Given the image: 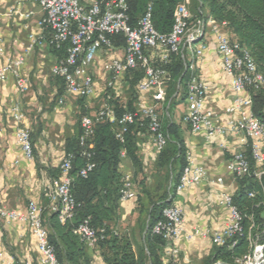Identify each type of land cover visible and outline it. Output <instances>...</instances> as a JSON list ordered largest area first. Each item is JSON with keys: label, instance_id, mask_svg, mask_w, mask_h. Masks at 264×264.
Returning <instances> with one entry per match:
<instances>
[{"label": "built area", "instance_id": "1", "mask_svg": "<svg viewBox=\"0 0 264 264\" xmlns=\"http://www.w3.org/2000/svg\"><path fill=\"white\" fill-rule=\"evenodd\" d=\"M24 1H34L42 10L43 16L38 22L39 32L29 35L28 43L19 56L9 58L4 63H1V59L5 50L0 45V82L13 77L20 94L26 93L30 87L29 79L21 74V68L36 48H66L65 56L57 59L52 66L51 75L62 82L65 93L81 98H89L94 94V81L89 74V68L96 55L102 51L113 50L114 42L118 39L124 40L123 57L103 65L104 71L110 77L107 88L112 89L114 80L123 74L137 69L144 72L137 88L139 92L151 97L139 110L118 116L114 108L106 104L94 115L81 118L80 146L86 161L80 171L81 177L86 178L95 168L92 161L93 145L89 141L98 123L106 122L113 126L116 137L121 142L124 141L129 127L138 123L151 134L157 153L165 148L168 136L163 131L162 120L163 116L168 114L166 100L172 82L166 66L170 64L172 56L181 60L188 75L184 91L186 112L182 121L192 133H205L209 140L227 132L242 134L250 144L252 160L257 169L256 177L260 179L264 174V125L252 113L250 92L251 89L256 90L264 86V76L258 72L249 52L221 31L219 24L211 19L204 20L202 16L192 15V0H181L177 5L173 26L168 34H160L154 28L152 3L147 5L143 14L133 24L128 0H95L89 6L82 5L79 0H18L17 5ZM208 28H211L215 36L223 71L231 79L233 100L228 113L236 115V119L229 121L226 128L219 125L218 114L205 108L209 87L198 74V61L207 48L203 40ZM153 54L158 57V64L152 60ZM107 100H111V95H107ZM62 103L60 100L59 104ZM159 105L162 106L161 111ZM12 117L18 124L17 143L25 158L32 160L31 134L29 129L21 125L25 114L19 104L13 106ZM121 157L125 158L124 152ZM187 161L175 194H181L189 187L208 181L206 170L195 164L189 154ZM71 166L72 156L66 155L60 165V178L52 180L48 186L50 207L59 212L62 223L73 217L77 206L70 193ZM227 170L236 179L250 173L251 165L244 152H238L232 157L227 164ZM122 182L121 202L133 200L136 193L132 177L124 175ZM210 184L222 185V182L210 180ZM220 205L228 211V222L224 228L212 233L198 229L188 233L185 231L184 213L181 208L172 204L163 210L162 219L152 228V233L165 241L172 257L163 264H178L175 259L178 250L173 244L183 236L186 241L197 237L209 238L216 247H222L236 236L242 235L243 216L234 205L233 196L223 194ZM42 210V207L36 204H30L25 210L19 211L7 210L0 206V218L8 224L18 221L28 225L37 242L39 264H59L55 250L49 243L48 231L43 225ZM74 233L87 248L93 249L97 247L103 231L97 232L91 227L89 220H85ZM234 264H264V244H255L250 255L236 260Z\"/></svg>", "mask_w": 264, "mask_h": 264}, {"label": "crops", "instance_id": "2", "mask_svg": "<svg viewBox=\"0 0 264 264\" xmlns=\"http://www.w3.org/2000/svg\"><path fill=\"white\" fill-rule=\"evenodd\" d=\"M89 6L95 0H79ZM0 0V45L5 50L1 63L9 58L19 56L28 43L31 33H38V22L43 13L34 1ZM204 13L207 14L205 10ZM28 15V17H27ZM221 31L229 35L225 25ZM207 48L197 64L198 74L209 87L205 108L219 115V125L227 127L236 115L228 113L232 105L233 94L231 79L222 67L217 52L215 36L211 28L204 36ZM123 48L99 52L89 68L94 81V94L89 98H81L65 93L58 78L51 75V68L57 61L56 55L48 47L36 48L28 56L21 74L29 79V90L20 94L15 80L9 77L0 82V206L7 210H25L30 204L42 208L48 204V186L52 180L59 179L60 165L66 156V142L79 131L80 115H94L104 105L127 110L131 105L134 111L139 110L149 94L138 91V84L131 90L128 73L114 80L112 89L107 88L110 80L103 65L110 60L123 57ZM152 60L158 64L156 54ZM131 90V97L121 99L120 90ZM48 96L44 97V93ZM111 100H107V95ZM175 105L163 116V124L167 122L180 127L181 137L188 154L195 164L207 172L208 181L198 186L189 187L181 194H175L172 204L181 208L184 213L185 231L193 229L208 233L220 230L228 222V211L220 205L223 194L232 196L238 189L237 179L227 170V164L238 152H245L249 141L242 134L227 132L209 140L205 133L194 134L182 121L186 112L184 90H179ZM62 100L63 103L59 104ZM19 104L25 114L22 126L29 129L32 139L33 159L25 158L16 140L18 124L13 120L12 108ZM159 111L162 106L159 105ZM162 113V112H161ZM137 155L142 163V171L136 170L128 158L120 164L123 175L134 179L141 177L135 185L136 197L133 200L120 202L116 230L125 235L139 252L143 246L141 204L145 203L142 194L143 184L146 189L157 187L164 182L166 172L159 167V153L156 152L153 138L148 131L136 135ZM54 177L53 175H56ZM210 180L222 182L212 185ZM111 225V223H110ZM173 246L178 250V264H207L213 257L216 246L209 238L200 237L186 241L184 236ZM160 264L172 259L166 245L157 251ZM89 264H106L100 255L99 247L87 248ZM40 253L37 242L25 223L13 221L8 224L0 218V264H39Z\"/></svg>", "mask_w": 264, "mask_h": 264}, {"label": "trees", "instance_id": "3", "mask_svg": "<svg viewBox=\"0 0 264 264\" xmlns=\"http://www.w3.org/2000/svg\"><path fill=\"white\" fill-rule=\"evenodd\" d=\"M180 1L128 0L131 21L135 24L147 5L152 3L154 28L160 34H168L172 29L174 12ZM205 10L207 14L204 13ZM190 11L194 17L202 16L204 20L211 19L219 25H225L229 32L227 35L249 52L258 72L264 76V0H192ZM124 45L122 39L114 42L116 48H124ZM51 51L57 59L63 58L66 54V48ZM166 69L172 78L166 100L167 112L170 113L175 105L174 95L179 89L185 91L188 75L181 60L176 56L171 57ZM128 74L133 91L143 79L144 72L137 69ZM62 87L64 89L63 84ZM250 92L252 113L264 125V86L256 90L251 89ZM113 108L118 116L134 112L131 105L127 110ZM86 115V111H83L79 118ZM162 126L168 141L159 153V167L165 172L168 169L170 176L168 178L166 173L164 182L152 189H146L143 184L142 194L145 203L140 205V213L145 217L141 221L144 239L139 252L133 249L132 242L119 233L115 226L118 221L124 177L120 170L123 160L121 154L124 152L125 158L131 161L136 170L142 171V163L137 155L136 135L146 131V128L138 123L130 126L124 135V141L121 142L117 139L113 126L106 122L98 123L89 141L93 145L92 161L95 168L86 178L80 176L86 162L80 146V126L78 133L66 142V155L72 156L69 177L70 193L77 205L74 215L62 223L59 212L52 210L49 201L45 208H42L43 225L48 231V240L55 250L59 264H89L87 247L74 233L85 220H89L91 227L97 232L103 231L97 247L106 264H160L157 251L166 243L160 236L152 233V228L162 219L163 210L172 205L174 191L188 164V152L180 134V127L170 122L164 125L163 120ZM244 154L250 162L251 171L237 179L238 189L233 195V203L243 216L242 235L236 236L225 246L216 247L213 257L207 264H234L236 260L250 255L255 244H264V174L260 179L256 177L257 169L252 160L250 144ZM53 176L56 177L57 174Z\"/></svg>", "mask_w": 264, "mask_h": 264}, {"label": "rangeland", "instance_id": "4", "mask_svg": "<svg viewBox=\"0 0 264 264\" xmlns=\"http://www.w3.org/2000/svg\"><path fill=\"white\" fill-rule=\"evenodd\" d=\"M48 92H45L44 93V97H47L48 96ZM120 95H121V99L123 98V100H126V99H128L129 97H131L130 95H131V90L129 91L128 89H126V88H122L121 90H120ZM166 173H167V175H168V178H169V176H170V171L167 169L166 170ZM142 179H141V177H139V178H137V179H134V183H135V185H138L139 183H140V181H141Z\"/></svg>", "mask_w": 264, "mask_h": 264}, {"label": "water", "instance_id": "5", "mask_svg": "<svg viewBox=\"0 0 264 264\" xmlns=\"http://www.w3.org/2000/svg\"><path fill=\"white\" fill-rule=\"evenodd\" d=\"M219 264H221V263H219Z\"/></svg>", "mask_w": 264, "mask_h": 264}]
</instances>
